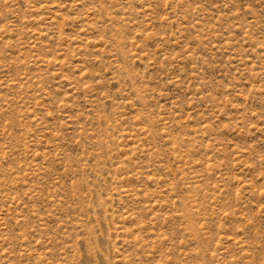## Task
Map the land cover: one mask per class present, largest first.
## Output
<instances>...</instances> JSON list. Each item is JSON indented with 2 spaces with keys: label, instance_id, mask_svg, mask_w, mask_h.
<instances>
[{
  "label": "rangeland",
  "instance_id": "374dc122",
  "mask_svg": "<svg viewBox=\"0 0 264 264\" xmlns=\"http://www.w3.org/2000/svg\"><path fill=\"white\" fill-rule=\"evenodd\" d=\"M0 264H264V0H0Z\"/></svg>",
  "mask_w": 264,
  "mask_h": 264
}]
</instances>
